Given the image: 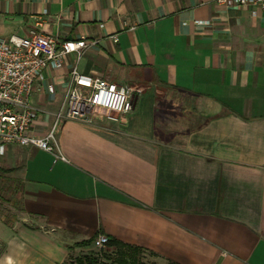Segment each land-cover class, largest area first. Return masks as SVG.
Listing matches in <instances>:
<instances>
[{"label": "crops", "instance_id": "crops-1", "mask_svg": "<svg viewBox=\"0 0 264 264\" xmlns=\"http://www.w3.org/2000/svg\"><path fill=\"white\" fill-rule=\"evenodd\" d=\"M30 28L92 43L78 60L49 65L31 97L30 134L54 127L68 160L33 145L0 154L22 209L18 220L0 219V264H78L98 252L101 234L142 248L141 264H264V10L217 0H0V36ZM74 65L142 87L133 110L118 121L57 119ZM185 100L191 115L179 123ZM100 252L104 264H120L115 245Z\"/></svg>", "mask_w": 264, "mask_h": 264}, {"label": "built area", "instance_id": "built-area-1", "mask_svg": "<svg viewBox=\"0 0 264 264\" xmlns=\"http://www.w3.org/2000/svg\"><path fill=\"white\" fill-rule=\"evenodd\" d=\"M219 4L234 7H259L264 0H217ZM115 40L118 39L114 35ZM92 41L60 40L39 28H30L24 35L12 33L0 36V154L11 144L33 145L54 154L55 160H68L61 152L53 127L46 136L30 134L37 109L31 103L36 81L52 65L61 68L70 54L77 60L83 56ZM140 86L118 84L100 76L83 73L74 65L67 94L56 113L57 119L93 123L100 116L118 121L133 110L135 94ZM109 243V236L101 234L96 241L97 255L104 261L100 250ZM3 244L0 240V252ZM92 250V249H91Z\"/></svg>", "mask_w": 264, "mask_h": 264}, {"label": "rangeland", "instance_id": "rangeland-1", "mask_svg": "<svg viewBox=\"0 0 264 264\" xmlns=\"http://www.w3.org/2000/svg\"><path fill=\"white\" fill-rule=\"evenodd\" d=\"M185 110L183 111L186 116L179 123H186V120L191 115V103L188 100L183 101ZM188 110V111H187ZM193 111V110H192ZM180 115V111L176 112ZM177 120L170 121V125H174ZM178 124V123H177ZM21 187L15 180V170L10 168L3 160H0V219L1 220H18V216L22 214L21 209ZM90 252L94 250H89ZM84 255V254H82Z\"/></svg>", "mask_w": 264, "mask_h": 264}, {"label": "trees", "instance_id": "trees-1", "mask_svg": "<svg viewBox=\"0 0 264 264\" xmlns=\"http://www.w3.org/2000/svg\"><path fill=\"white\" fill-rule=\"evenodd\" d=\"M176 90H178V87H173ZM165 129V128H163ZM9 220H5V222H8ZM96 236L93 235L89 238L80 240L75 242V246H87L91 245L93 241L95 240ZM109 244L115 245L118 249L119 257L117 258L118 262L120 264H141L139 263L141 254L143 253L142 248L137 246H132L129 244H125L119 240H116L114 238L109 240ZM75 261L78 264H104V261L97 255L96 252H92L90 254H84L80 255L75 258ZM65 264H69L68 262H65ZM169 264H177L175 262H169Z\"/></svg>", "mask_w": 264, "mask_h": 264}]
</instances>
